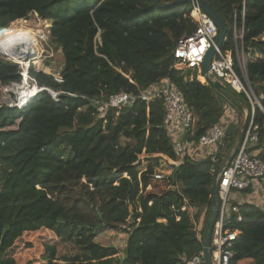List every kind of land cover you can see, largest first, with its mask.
Here are the masks:
<instances>
[{
  "label": "trees",
  "instance_id": "obj_1",
  "mask_svg": "<svg viewBox=\"0 0 264 264\" xmlns=\"http://www.w3.org/2000/svg\"><path fill=\"white\" fill-rule=\"evenodd\" d=\"M202 1L228 27L224 51L233 47L234 22L243 25L248 81L264 110V0ZM30 13L52 21L49 38L61 49L63 66L29 68L38 88L59 94L55 100L42 91L18 108L21 70L0 56V162L6 167L0 264H182L202 249L215 164L186 158L167 180L154 179L180 162L161 102L138 101L119 117L109 112L99 118L90 100L136 94L169 77L193 115L194 142L230 104L240 125L229 127L219 150L217 162L224 165L248 99L228 86L221 95L200 83L195 66L171 69L175 44L196 28L189 4L159 9L152 0H0V30ZM48 72L60 73L62 82ZM254 123L259 141L249 152L264 162L258 107ZM62 147L72 153L67 160L53 155ZM248 196L231 201L230 227L239 232L232 264H264V202L259 206ZM122 227L128 237L120 259L113 245L94 238L101 228Z\"/></svg>",
  "mask_w": 264,
  "mask_h": 264
},
{
  "label": "built area",
  "instance_id": "obj_2",
  "mask_svg": "<svg viewBox=\"0 0 264 264\" xmlns=\"http://www.w3.org/2000/svg\"><path fill=\"white\" fill-rule=\"evenodd\" d=\"M191 7L196 28L189 37L178 40L175 44L171 69H176L179 65L195 66L198 74L197 80L202 84H208L201 73L200 65L207 51L214 45L218 30L211 18L198 6L191 5ZM232 29L233 47L226 51L223 50L224 46L220 50H216L209 72L225 87H230L235 93L244 94L253 113L243 143L240 146L236 145L233 159L220 167L217 176L219 211L209 248L212 264H232L235 257L234 247L239 232L230 227L232 199L240 198L241 193L249 191V196L246 199L254 201L258 205L264 202V162L257 158V152H249L259 141L258 126L254 123V106L262 107L248 81L247 59L243 48V25L237 28L234 22ZM261 39H264V35L261 36ZM28 71L29 67L21 68L20 74L25 85L30 80ZM36 72L41 71L37 69ZM200 79H204V81L202 82ZM54 80L58 83L62 82L60 75L58 78L54 77ZM47 91L56 100L59 93ZM252 100L256 102L254 105ZM90 101L99 118H105L109 112L113 113L115 117H119L126 108L138 101H142L146 105L153 101L161 102L165 114L164 125L168 129L169 135L174 137L173 151L180 162L175 166L166 165V171L153 175L156 180H167L175 168L181 165L186 158L194 161L210 158L214 164L217 163L219 153L217 149L220 144L223 145L229 127L239 126V122L235 124L236 122L229 120V116H227L229 112L226 111L220 121L212 124L198 141H192L190 137L193 136V115L169 77H165L158 84L151 85L136 94L121 91ZM24 106L25 104L17 105L18 108ZM212 173L214 176L215 167ZM197 238H199V233H197ZM182 264H204L202 249L189 258H183Z\"/></svg>",
  "mask_w": 264,
  "mask_h": 264
},
{
  "label": "rangeland",
  "instance_id": "obj_3",
  "mask_svg": "<svg viewBox=\"0 0 264 264\" xmlns=\"http://www.w3.org/2000/svg\"><path fill=\"white\" fill-rule=\"evenodd\" d=\"M20 20L21 21H19L18 24H17V22H13L7 28H12V27L18 26V27H23L24 29H27V30H31L33 32L39 31L41 35H40V37H37V39H34V42H35L34 45L35 46L37 45L36 49L41 54V57L44 56V58H45L44 62L41 61L40 64L43 67H45L46 69H51L52 67H57V66L62 69V66H63L62 51L49 38V29L52 25V21H49V20L45 21L43 18L39 17L35 13H30L26 17H24L23 19H20ZM40 54H39V56H40ZM33 59H34V57L32 56L26 60L28 66L27 65L23 66L21 64H17V62L13 61V60L12 61L14 63L13 62H10V63L15 64L20 70H21V68L29 67V68H32L35 71H37V66H36L35 61ZM60 72H61V70H60ZM47 75H50V73L48 72ZM53 79H54V77H53ZM49 91H51V90H49ZM259 97H261V95ZM255 103L256 102L254 100H252V104L254 105ZM223 107H224V111H228L229 113L233 111L234 114H236V116L237 115L239 116L238 111L236 109H234L233 107H231L230 104H224ZM254 107H257V105H255ZM244 109L246 111V108H244ZM236 144H237V141L235 143V146L232 148L230 155L234 152V150L236 148ZM53 155L57 159L67 160L72 156V153L70 151V148L62 147V148H59L58 150H55L53 152ZM230 155H229V157H230ZM229 157L227 158V160L225 162L228 161ZM219 166L222 167L223 165H219ZM164 171H166V170H163V172ZM5 178H6V167L3 163L0 162V193L4 189ZM194 214H195V210L192 212V215H194ZM125 230H126V228H125ZM126 237H127V235H126L123 227L119 228V229L101 228L95 232L94 242H96L102 246L113 245L117 249L118 254H119L123 250V246H124V242L126 240ZM117 257H118V255H117Z\"/></svg>",
  "mask_w": 264,
  "mask_h": 264
},
{
  "label": "water",
  "instance_id": "obj_4",
  "mask_svg": "<svg viewBox=\"0 0 264 264\" xmlns=\"http://www.w3.org/2000/svg\"><path fill=\"white\" fill-rule=\"evenodd\" d=\"M152 1L159 9H172V8H176V7L185 5V4L196 5L211 18V20L213 21V23L215 24L218 30V35L214 41V45L211 46V48L205 54L203 61L200 65V68H201V73L205 81L208 84L212 85L216 90H218L221 95H226L227 93L226 87L222 85L219 81L215 80L214 77L209 72L210 64L216 53V50L217 49L220 50L224 46V43L227 41L228 27L226 26V23L224 22V20L210 6H208L202 0H175L172 2H163L162 0H152ZM42 90H45V89H42ZM18 102L19 104L22 103L20 100L19 94H18ZM259 109L264 114V110L262 108H259ZM252 113H253L252 107L251 106L246 107V114H245L244 121L240 127L239 136H238V140L236 144L237 146H240L243 143L246 131L249 126V122L251 120ZM221 147L222 145L220 144L218 146L217 152H219ZM234 155L235 153L233 152L230 155L228 162H230L233 159ZM219 171H220V166L217 162L215 163V174L212 179V198H211L212 216L209 220L207 232L204 237V242L202 245V256H203L204 264H212L209 248H210L213 227L216 222L218 211H219V198H218V191H217V176H218ZM98 215L100 217V214Z\"/></svg>",
  "mask_w": 264,
  "mask_h": 264
},
{
  "label": "bare ground",
  "instance_id": "obj_5",
  "mask_svg": "<svg viewBox=\"0 0 264 264\" xmlns=\"http://www.w3.org/2000/svg\"><path fill=\"white\" fill-rule=\"evenodd\" d=\"M21 20H17V24ZM25 21V20H24ZM39 23V22H38ZM27 25V24H26ZM25 25V26H26ZM11 29L12 32L11 34L7 32H0V41H3L7 47L11 49V56L4 55L0 53V56L8 58V62L11 60L16 61L17 64L21 65H27V59L30 57H34L35 63H41V61L44 62V56L41 57V54L37 51L36 46L34 45V39H37V37H40V32H33L31 30L24 29L23 27H12V28H7ZM4 30V29H3ZM40 30V29H39ZM23 34L24 39L23 40H15V36ZM13 40V43L11 45L7 44L8 40ZM27 49V51H25ZM40 54V56H39ZM11 61V62H13ZM20 65V66H21ZM60 75V74H59ZM52 76V75H51ZM204 81V79H200V81ZM202 81V82H203ZM27 84V83H26ZM34 84V83H33ZM37 87L36 86H30V85H24L23 90L19 93L20 100L22 104H26L29 99L33 98V96L37 93Z\"/></svg>",
  "mask_w": 264,
  "mask_h": 264
},
{
  "label": "clouds",
  "instance_id": "obj_6",
  "mask_svg": "<svg viewBox=\"0 0 264 264\" xmlns=\"http://www.w3.org/2000/svg\"><path fill=\"white\" fill-rule=\"evenodd\" d=\"M0 32H7V33H9V34H11V32H12V30L11 29H4V30H0ZM24 39V35L23 34H19V35H17V36H15V40H23ZM13 43V40H8L7 41V44L8 45H11ZM25 51H27V49H25ZM0 53H2V54H4V55H8V56H11V49L9 48V47H7L6 46V44L3 42V41H0ZM34 82L30 79V80H28L27 81V86L28 85H30V86H36L37 88H38V86H37V84L36 83H34ZM22 85H23V87H24V85L25 84H23V82H22ZM42 89H44V88H38L37 89V93L33 96V98L37 95V94H39L40 92H42V91H47L46 89L45 90H42ZM33 98H31V99H33ZM31 99H29L28 100V102L31 100ZM19 104V102H18V99H17V104L15 105L16 107H17V105ZM22 104V103H21ZM27 104V103H26ZM25 104V105H26Z\"/></svg>",
  "mask_w": 264,
  "mask_h": 264
},
{
  "label": "crops",
  "instance_id": "obj_7",
  "mask_svg": "<svg viewBox=\"0 0 264 264\" xmlns=\"http://www.w3.org/2000/svg\"><path fill=\"white\" fill-rule=\"evenodd\" d=\"M244 111V113L246 112L245 111V109L243 110ZM228 112V111H227ZM246 114V113H245ZM245 114H244V116H243V121H244V118H245ZM227 116H229V120L230 121H232V122H236L235 124H237V122H239V125H240V117L237 115L236 116V114H234V112L232 111V112H230V113H227ZM243 123V122H242ZM235 128H237V126L235 127ZM202 154V153H201ZM127 235V234H126ZM128 237V236H127ZM127 237H126V239H127ZM125 244H126V240H125V242H124V246H123V250H122V252L121 253H119L118 254V257L121 259L122 258V256H123V251H124V248H125Z\"/></svg>",
  "mask_w": 264,
  "mask_h": 264
}]
</instances>
